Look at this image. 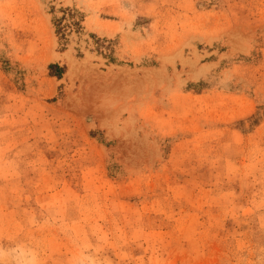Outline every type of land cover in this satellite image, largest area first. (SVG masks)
Masks as SVG:
<instances>
[{
  "label": "rangeland",
  "instance_id": "obj_1",
  "mask_svg": "<svg viewBox=\"0 0 264 264\" xmlns=\"http://www.w3.org/2000/svg\"><path fill=\"white\" fill-rule=\"evenodd\" d=\"M0 264H264V0H0Z\"/></svg>",
  "mask_w": 264,
  "mask_h": 264
}]
</instances>
